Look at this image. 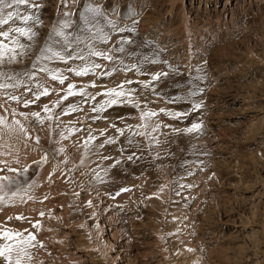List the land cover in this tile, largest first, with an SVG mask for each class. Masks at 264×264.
I'll use <instances>...</instances> for the list:
<instances>
[{"label": "rangeland", "instance_id": "374dc122", "mask_svg": "<svg viewBox=\"0 0 264 264\" xmlns=\"http://www.w3.org/2000/svg\"><path fill=\"white\" fill-rule=\"evenodd\" d=\"M36 2L43 21V26L36 28L37 48L62 19L61 13H73V27L65 32L74 33L77 25L83 27L79 13L91 17L95 14L86 6L99 7L102 15L96 17L97 28L110 39L107 43L96 41L97 49L113 50L121 37L134 41L125 45V53L113 51L112 55L118 58L116 64L119 59L125 66L139 63L146 74L127 71L76 77L66 73L68 80L60 85L37 71L34 81L24 77L26 85L43 80L56 91L29 107L7 100L2 94L5 90H0V116L8 125L20 120L27 130L0 127V147L9 151L7 157L0 156V176L19 181V195L11 196L17 185L5 189V201L9 202L0 203V215L25 237L34 236L26 263L264 264V0ZM133 20L137 22L133 32L113 31L108 23L131 27ZM4 27L6 30L8 25ZM33 58L20 60L7 70L31 71ZM145 58L156 63L144 62ZM92 59L103 66L97 72L113 66ZM42 63L66 69L58 61ZM70 63L76 66L81 62ZM155 72H167L168 76L153 82V87L142 88L138 82L149 80ZM127 80L133 81L136 100L143 98L140 109L149 102L147 111L187 113L173 119L157 112L153 118L159 127L147 142L139 141L138 134L136 138L127 134L134 142L129 143L130 149L136 143L138 150V142L141 146L138 153L129 155L121 144L126 132L121 137L117 125L123 123L122 115L135 120L139 132L144 133L141 113H129L130 104L92 111V106L104 99L98 93ZM92 81L96 87L89 86ZM69 82L77 88L86 87L95 100L85 102L80 95L64 100L62 107L72 104L79 110L61 115L59 123L39 125L33 118L24 120L19 115L31 111L43 115L42 106L51 107ZM189 92L195 95L189 96ZM22 93L24 99H33L24 86L15 90L17 96ZM177 97L182 99H174ZM144 99L147 102L142 103ZM193 104L200 107L194 109ZM121 109H127L124 115ZM192 123L201 128L184 131ZM68 128L77 131L71 133ZM89 129L95 140L85 149ZM61 131L66 139L58 135ZM111 136L114 143L98 147ZM45 154L47 162L43 161ZM106 156L109 159H104ZM3 162L17 171L8 172Z\"/></svg>", "mask_w": 264, "mask_h": 264}, {"label": "snow or ice", "instance_id": "6c2138e0", "mask_svg": "<svg viewBox=\"0 0 264 264\" xmlns=\"http://www.w3.org/2000/svg\"><path fill=\"white\" fill-rule=\"evenodd\" d=\"M65 0H62L64 3ZM21 6H25V10L21 11ZM40 4L36 0H0V90H5L2 94L7 97V100L16 101L17 103L23 102L25 107L35 103L43 96L50 95L51 92H55L56 89H50L47 84L43 81H37L35 84H27L24 77L28 81H34L36 77V72L44 73L54 82H58L60 85H64L65 81L68 80V75L66 73H72L76 77H83L89 74L104 77L111 76L115 72H127L135 71L140 74H146L140 67V64L124 65L123 59H119V64H116L117 57L112 55V52L125 53L126 44L134 43V41L121 37L119 41V46L110 51L98 50L95 46L96 41L102 43H107L110 36L103 32L102 28H97L99 21L96 19L97 16L102 15V10L99 7L86 6V10L94 13V16H87L84 12L79 13V19L83 21V27L80 25L76 26V32L66 33L65 29L73 27L74 21L70 18L73 13L63 12L61 13L62 19L58 20L53 26L52 30L48 33L47 38L44 40L43 45L37 48L39 33L36 30L37 26H43V21L38 14L40 9ZM35 9V11H33ZM111 25L113 31L123 32H133L135 31L136 21H132V26L127 25L117 26L113 21H108ZM5 25H8L5 30ZM83 45V47H81ZM29 56H33L31 63V71L24 73H17L13 69L8 71V67L17 64L20 60H23ZM93 57L102 60L109 61L113 66L102 72H97L103 66L97 63ZM79 60L81 63L72 66L70 62H75ZM43 62H61L66 65V69L62 70L60 68L49 67L48 63ZM147 63H156L155 60L149 61L145 58ZM176 72V69H173ZM168 76L167 72H155L150 74V79L147 81H139L138 83L142 88H149L152 86L153 82L159 81L161 78H166ZM133 84L132 80H127L122 82L121 85L112 88H106L102 94L104 99L98 104L92 106L93 112H101L106 108L112 107L116 104L127 103L134 108H139L140 104L134 96V90L126 88L125 85ZM21 86L25 87L27 93H31L33 99H24L23 93L20 96L15 95V90ZM90 87H96L95 81H92L89 85ZM7 89H12L13 91L8 92ZM58 99L52 102L50 107L48 104L42 106L41 111H31L28 113L21 112L19 115L28 120L30 117L35 120L39 125H43L45 121H52L59 123L60 116L69 114L70 112L78 111L79 107L77 105L69 104L67 107H62L63 101L67 100L71 96L80 95L85 99L95 100L94 95H90L87 92L86 87L77 88L74 83L69 82L66 89L64 90L63 96L57 93ZM195 95L194 92H189V96ZM174 99H182L177 97ZM7 100L5 102H7ZM2 106V105H0ZM199 104H193V108H199ZM59 108L60 112H56L55 109ZM161 113L173 118L178 119L181 117H186L185 112L167 111L165 109L159 110ZM12 114L15 115V110H12ZM157 112L141 110L140 118L145 123V128L148 127L147 121L152 117L156 116ZM123 119V117H121ZM7 126L12 130L15 126H18L21 132H27L23 123L20 120L13 121L12 125H8L4 117L0 116V127ZM113 127H115L113 125ZM159 127V123L152 126V130L155 131ZM201 128L198 123H192L190 127L186 128L184 131L189 133L196 132ZM118 132L123 134V130L117 128ZM131 130V126H129ZM68 132L74 133L77 131L75 128H68ZM176 131H180L176 129ZM103 134V133H101ZM143 135L144 133H138ZM62 138L66 139L64 132L58 133ZM95 137L91 134V129H89V135L85 139L84 147L87 149L90 142L94 141ZM115 140L111 137L106 138L98 147L103 148L105 144H112ZM36 143H39V137L36 138ZM131 143V140H129ZM63 151V149H60ZM104 159H109V157H104ZM129 160L132 156L128 157ZM43 161L47 162V154L43 157ZM119 161H117L118 163ZM7 167V162H3ZM39 164L40 162H36ZM3 169H0L2 171ZM8 172H16L17 170L11 167H7ZM24 173L27 172L25 168ZM98 179L99 174L94 172ZM13 185H17L15 191L11 192V196L15 197L19 195V181L11 178L10 176L4 175L0 176V203H8L5 201V197L8 193L5 189H11ZM9 219H12L9 217ZM16 219H22V217H16ZM0 238L3 239L4 243H0V259L3 260V264H22L25 257L30 258V253L28 252L29 247L33 246L34 236L29 234L25 237L19 231H13L11 229H0Z\"/></svg>", "mask_w": 264, "mask_h": 264}, {"label": "bare ground", "instance_id": "6f19581e", "mask_svg": "<svg viewBox=\"0 0 264 264\" xmlns=\"http://www.w3.org/2000/svg\"><path fill=\"white\" fill-rule=\"evenodd\" d=\"M109 84V83H108ZM133 85V84H132ZM134 86V85H133ZM117 87V86H116ZM153 87V86H152ZM109 88H111V87H109ZM127 88V87H126ZM128 88H130V89H132L133 87L131 86V85H129V87ZM155 88V87H154ZM146 89V88H145ZM148 91V90H147ZM146 92V91H145ZM1 93V92H0ZM147 93V92H146ZM139 94V93H138ZM139 95H143V93L142 94H139ZM135 96V95H134ZM138 95H136L135 96V98L137 97ZM144 96V95H143ZM142 96V97H143ZM145 96H147V95H145ZM139 98H140V96H139ZM139 98H137L138 100V102H141L140 100H142V99H139ZM144 102H147V100L146 99H144L143 101H142V103H144ZM149 102H147V104H148ZM122 104H125V105H129V104H127V103H122ZM141 104V103H140ZM145 105V107H142V109H140L141 107H139V109H137V108H129L127 111H129V113L130 112H132V111H139V114L141 113V110H145V111H147L146 110V108L148 107L149 108V106H150V103H149V105ZM147 106V107H146ZM145 108V109H144ZM125 109H121L119 112H121V114H123V113H125V111H126ZM110 112V111H109ZM108 112V113H109ZM157 112H159V110L157 111ZM128 113V112H127ZM126 113V114H127ZM133 113V112H132ZM119 114V113H118ZM120 114V115H121ZM158 114V113H157ZM110 115V114H109ZM124 115V114H123ZM132 115V114H131ZM85 116V115H84ZM10 117V116H9ZM121 117H122V115H121ZM139 117V116H138ZM108 120V119H107ZM123 123H117L118 125L117 126H119V129H121V130H123V131H125L126 132V135L128 134V135H134L133 137L134 138H136V136H137V134L138 133H141V132H139L140 131V129H139V125H138V123L137 122H135V120H127V119H125L124 117H123ZM144 121V120H143ZM154 122H155V119L152 117L150 120H148L147 121V124H148V127L147 128H145V126H144V128H145V134L142 136V135H140V140L139 141H144V142H147L150 138H151V136H152V133L153 132H155V131H153L152 130V126L154 125ZM145 123H146V121L143 123L144 125H145ZM10 124V123H9ZM132 124H136V126H134V125H132ZM129 126H131V130H129ZM4 127V126H3ZM112 127V126H111ZM15 128V127H14ZM6 129V128H5ZM1 131V130H0ZM12 132V131H11ZM114 132V131H113ZM121 133V132H120ZM124 133V132H123ZM154 134V133H153ZM115 135H116V133H115ZM114 135V136H115ZM128 135L127 136H125V137H122V136H124L123 134H121L120 136L122 137V139H121V144H122V146L125 148V151H126V153L129 155V153L130 154H136V153H138L137 151L139 150V148L141 149V146H139L140 145V142H138V150L135 148V145H136V143L135 144H132V148L130 149V147H131V145L129 144V140H128ZM130 135V136H131ZM139 135V134H138ZM161 135V134H160ZM129 136V139L131 138ZM154 137L155 136H157L156 137V139L158 138V135H153ZM162 136V135H161ZM112 137V136H111ZM118 137V136H117ZM139 137V136H138ZM154 137H152V138H154ZM113 138V137H112ZM159 139V138H158ZM157 139V140H158ZM132 140H133V138H132ZM135 140V139H134ZM152 140V139H151ZM138 141V140H137ZM154 142V141H153ZM159 142H160V140H159ZM158 142V143H159ZM162 142V141H161ZM131 143H134L133 141L131 142ZM155 143H157V142H155ZM144 144V143H143ZM146 144V143H145ZM144 144V145H145ZM154 144V143H153ZM119 145H120V143H119ZM141 145H142V143H141ZM150 145V144H149ZM146 146V145H145ZM4 148V147H3ZM1 149V147H0V156L1 155H3V154H6V152H8L7 154H9V151L7 150V147H5L4 149ZM144 148V147H143ZM3 150V151H2ZM124 150V149H123ZM137 150V151H136ZM136 151V153H133V152H135ZM142 151V150H141ZM117 152V151H116ZM115 153V152H114ZM118 153H119V151H118ZM7 154H6V157H7ZM115 155H116V153H115ZM157 155V154H156ZM3 156H5V155H3ZM127 156V155H126ZM135 156V155H134ZM107 157V156H106ZM8 158H9V156H8ZM135 158V157H134ZM2 159V158H1ZM118 159V158H117ZM8 160V159H7ZM10 160V159H9ZM12 160V159H11ZM132 161V160H131ZM111 163V162H110ZM112 165V164H111ZM23 167V166H22ZM97 169V168H96ZM106 170V169H105ZM112 173V172H111ZM115 173V172H114ZM18 175H19V173H18ZM113 175V174H112ZM114 176V175H113ZM107 178V177H106ZM117 178V177H116ZM104 179H105V177H104ZM0 220H2V222L4 223V222H6L7 224H5V225H3L2 226V223L0 224V229H4V228H7V229H11V230H13L14 232L15 231H19L20 233H22L21 231V229L20 228H18V229H20V230H18L17 228H15V227H10L9 225H10V223H9V220H7L6 218L4 219V218H2L1 217V215H0ZM13 221H14V219H13ZM8 226H9V228H8ZM22 235H23V233H22ZM24 236V235H23ZM0 243H4V241H3V239L2 238H0ZM33 243V242H32ZM34 247H35V245H34ZM35 250H36V248H35ZM88 250V249H87ZM33 251V248L32 247H29V249H28V252L29 253H31ZM32 255V254H31ZM31 257V256H30ZM29 257H25L24 259H23V262H22V264H27L26 263V261H27V259H28Z\"/></svg>", "mask_w": 264, "mask_h": 264}]
</instances>
